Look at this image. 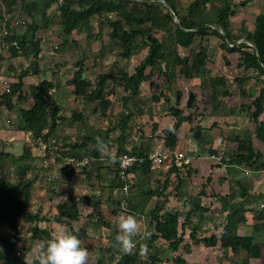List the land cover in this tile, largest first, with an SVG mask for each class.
I'll use <instances>...</instances> for the list:
<instances>
[{
  "label": "trees",
  "instance_id": "16d2710c",
  "mask_svg": "<svg viewBox=\"0 0 264 264\" xmlns=\"http://www.w3.org/2000/svg\"><path fill=\"white\" fill-rule=\"evenodd\" d=\"M235 1L194 0L190 3L184 15L180 13L177 0H65L61 6L59 24L61 27L60 37L63 39L62 47L67 45L74 31L87 29L89 32L95 22L103 26V19H106L108 14H112L117 19L108 20L107 22L111 29L110 45L108 43L110 49L113 50L115 46L120 48L119 56L128 60L142 53L144 49L148 50L132 74L125 71L118 72L119 78L125 84V91L128 96L122 98L123 110L119 113L122 133L113 160V171L117 180L113 190L118 189L122 193L121 191L125 185V182L120 181L117 177L120 156L127 154L137 156L143 160L128 170V176H151L155 171V166H159L150 159L151 150L144 149L142 145H136L129 150L126 134L128 125L134 117V114L127 109L128 103L138 96L141 86L145 82L152 80L155 72L161 74L170 85L175 83L179 76H183L199 79L203 88L206 80L204 61L210 59L208 43L210 37L214 36L222 41L224 51L240 54L238 66L241 69L247 72L255 71L259 76H264V12L256 17L252 29L243 27L239 34H233L232 19L236 16L238 7H244L247 3V0H242L240 3ZM75 7H78V9ZM208 12L214 13L215 17L209 21H204V16ZM176 20L179 21L180 27L177 26ZM0 21H2L1 16ZM10 24V22L5 23L7 34H4V30H1L0 36L2 42L9 47L12 57L32 58L37 64L42 49L41 40L36 37L37 27L32 26L30 28L29 31L32 36L29 37V31L24 35H20L11 29ZM157 32H161L165 38L160 39L156 34ZM220 32H223L224 36ZM91 36L92 34L89 32V37L91 38ZM198 39H200V47L198 50H193L192 47ZM242 40L246 42H241ZM180 49L190 50L189 55L182 56L179 53ZM83 66V61L78 62L77 70L68 81V84L74 87V95L81 97L87 103L95 104L103 114L112 111L115 103L109 99L113 94V89H109V87L116 78V73L112 70L110 73L101 74L95 82H92L86 76ZM29 74L30 70L27 68L18 77L17 82L11 84L10 92L4 91L1 94L0 106H6L9 112L17 114V132L30 133L34 141L48 144V148L57 146V153L63 160L69 162L63 169L69 180H72L75 172L78 171L73 169L75 164L85 158L92 161L94 170H88V167H85L79 169V171L81 170L89 179H92L94 172L98 173L103 167L101 162L103 146L109 145V133L107 132L103 137L88 135L80 143L77 142L60 148L55 139L61 125L60 122H69V120L60 116L61 108L53 95V90L56 91V88L60 87L61 81L56 77L51 80L44 79L39 84L30 85L26 89L24 78ZM248 79L245 77L236 79L240 96L251 101L249 104L243 105L241 113H245L254 123L255 138L264 145V122L261 120V117H264V87H261L258 95L254 96L252 94L254 90L247 89ZM210 90L213 99V111L215 109L217 111L223 105L221 99L231 97L227 80L223 77L213 78ZM161 96L164 97L166 102L170 103L169 114L178 121L173 128H166L162 132L164 148L168 152L171 151L170 156L173 162L169 167L163 186L155 190L146 187L139 189L137 194L142 197H166L165 193L171 186V176L173 174L177 179L176 195H180L186 177H190L192 173L197 174L200 170L193 163L192 154L180 159L179 120L183 118L188 123L193 121V115H185L184 109L181 108L182 94L176 92L173 95L172 98L175 103H171L172 99L164 96V94H161ZM28 100H31L32 104L29 108H26L22 103ZM155 100L159 101V98H155ZM196 106L197 100L194 101L192 109ZM226 113L228 117L238 115L235 110ZM83 119L82 114L74 112L70 125L76 121H83ZM195 130V132L201 133L202 126H198ZM157 131V126H154L153 132L156 133ZM227 139L235 146L234 149H226L222 156L220 155L219 166H225L232 172L238 171L239 168H247L254 174L264 173V154L257 150L252 139L240 138L236 135L224 138L223 141H227ZM52 140L56 142L51 143ZM48 148L47 151H49ZM31 150V148H26L22 155H14L9 152L0 153V264H27L25 255L18 251L20 245L23 244L19 225L20 220L34 225L30 241L44 242L43 251L46 255V264H81L80 260L84 256L83 241L86 233L83 228H76L73 225L79 224L82 217V212L78 203L75 202L76 200L69 197L65 202L59 204L56 208L57 213L53 218L41 217L38 213L25 211L24 202L31 199L33 187L38 182V177L28 175V170L32 168V162L34 161ZM186 159L190 160L189 164L185 163ZM10 164L18 169L19 179L15 184L7 180L5 169ZM129 180L131 181V179ZM204 180L206 182L202 183L198 192L201 197L208 199L213 196L215 199L234 200L236 194L239 193L242 204L245 203V199L249 198L253 199L250 200L252 203H262V205L264 203V193L253 196L249 187L241 183L240 180H236V185L239 186L240 191L236 192L234 187H230L231 192L226 196L212 189V175H209L206 179L204 178ZM208 189H211V195L207 194ZM129 194L131 195V191ZM193 198L192 196L188 198L191 201V206H193V209L188 212L156 206L152 211L150 223L155 232H153L150 240L148 242H137L135 247L121 252L115 264H139L144 252H148L147 254H149L153 263L160 264L163 262L162 252L154 248V243L157 240L167 243L171 253H174L175 264H190L183 254L179 253L183 243L184 247L190 245L186 243L185 232L187 229L193 228L196 213L210 211L208 207L195 203ZM91 199L90 196L80 197V201L86 206L90 204ZM242 204L237 205L235 211L228 213L225 220L226 224H222L224 229L220 235L199 236V232L202 230V226L199 225L192 229L189 239L193 242H202L207 248L217 247L220 244L224 250L222 256L225 259L227 258L228 261L232 262L229 252L233 256L240 257L236 261L233 260L235 263L230 264H250L252 259H261L263 256L262 248L255 244L252 237L239 234L240 226L246 223L245 215L242 214V211H244L241 208ZM128 207L133 213L138 211V206L130 201ZM261 214L264 215V207H262ZM44 222L67 226L71 232L70 239L63 243L62 238H57L51 229L41 226V223ZM97 223L113 231L111 239L116 245L133 242L131 235L125 238L120 237L119 231L105 222L103 216H100ZM262 225L264 228V221ZM30 249V246L24 247L26 252ZM63 253H65L64 260L62 259ZM35 264H39V258H36ZM97 264H105V255H101L97 260Z\"/></svg>",
  "mask_w": 264,
  "mask_h": 264
},
{
  "label": "rangeland",
  "instance_id": "374dc122",
  "mask_svg": "<svg viewBox=\"0 0 264 264\" xmlns=\"http://www.w3.org/2000/svg\"><path fill=\"white\" fill-rule=\"evenodd\" d=\"M194 0H177L178 8L182 15L186 14L187 8L190 3ZM235 2L240 3L242 0H236ZM212 10V9H211ZM264 12V0H247L246 6H239L237 14L233 17V34H239V31L245 27L252 29L256 17ZM214 14V13H213ZM212 12L206 13L204 16V21H209L215 17ZM160 39H164L165 36L161 32L156 33ZM59 36V35H57ZM62 39V38H61ZM209 44V56L210 59L205 60V82L202 88L201 81L196 78H186L179 76L175 83L170 85L164 77L155 72L151 81L145 82L139 91L138 96L134 97L128 103V110L134 114L133 120L130 121L128 128L126 130L127 138V148L129 150L136 145H142L144 149L151 150V155L157 152H163L165 158L159 166L156 168V177L140 175L136 177V183H131L132 186L129 189L131 195H123L120 191L113 190L114 184L117 182L115 178V173L113 171V160L117 152L119 137L122 133L120 128L121 119L120 112L123 110L122 98L128 96L125 91V84L122 82L121 78L118 76L119 71H125L128 74H132L135 67L140 63L147 53V49H144L142 53L134 56L130 60L124 59L119 56L120 48L114 47L113 52L108 51V58L103 60H94L88 64V68L92 70L89 74V69L84 65V71L88 79L95 82L101 74L110 73L112 70L116 73V78L111 82L109 89H113V94L109 99L115 103V107L112 111H107L102 113L101 110L97 109V106L92 103L85 102L81 97H76L74 95V87L68 84L70 77L65 74H60L59 78L61 85L56 88L53 93L54 98L58 101L61 111L60 116L69 120V122H60V127L55 137L57 145L61 147H66L67 145H72L74 143H80L85 136L93 135L103 137L109 133V145L103 146V158L100 171L98 173L94 172L93 178L89 179L82 171L77 169L72 180L68 179V176L63 171L64 166L67 162L57 153L56 147H49V151L43 148V144L34 141L30 133L17 132L16 131V121L17 114L14 112H9L6 106H0V153L9 152L14 155H22L26 148H31L34 161L32 162V168L28 170V175L31 177H38V182L33 187L32 197L29 201L24 202L25 211H30L33 213H38L41 217L53 218L57 213V206L71 197L76 200L78 206L82 212L81 221L79 224H73L76 228H83L86 237L83 241V252L84 256L80 260L81 264H97V260L101 255H105V264H115L120 257L121 252L128 250L129 248L135 247L137 242H148L153 234L154 228L151 226L152 211L156 206H161L164 209L179 210L181 212H188L193 209V206L187 205L185 200H188L190 196L197 198L198 192L202 183L206 182L209 175H212V189L217 193H222V195H228L231 190L230 187H234L236 192L240 191L239 186L236 185V180H240L246 186L251 188L250 192L253 196H258L264 193V173H251L247 168H239L238 171H229L225 166H219L220 155L224 151L234 149V144H232L228 139L223 141V139L238 135L240 138L252 139L256 145L257 150H260L264 154V145L255 138L254 133V123L248 118L245 113H241V108L243 105L249 104L251 102L249 99L242 98L239 94L236 79L240 77L249 78L247 83V89H253L252 94L254 96L258 95L260 88L264 87V76H259L255 71H245L241 69L239 65L240 54L239 53H228L222 48V41L214 36L210 37ZM51 41V40H50ZM242 42V41H241ZM109 43V42H108ZM54 44V43H53ZM51 44L53 50L56 47ZM204 44H206L204 42ZM5 46V44L3 43ZM110 45V43H109ZM200 47V39L193 45V50H198ZM3 49V50H2ZM0 49V71L7 77L0 78V96L4 93L7 86L17 82L18 77L22 72L19 73H9V62H6L7 56L10 54L3 47ZM110 49V46L108 47ZM112 51V50H111ZM179 53L182 56H187L190 50L180 49ZM170 56V54H169ZM49 67L46 69V74L51 75V71L55 72L57 70V63L55 61L50 62L48 59ZM79 61L76 59L74 61H68L66 65L69 66L70 70H77V63ZM95 63V64H94ZM29 66L34 70L35 62L32 64L29 62ZM50 64L53 66L50 67ZM64 64L61 62L60 65ZM3 68L6 70L3 71ZM30 71V74L32 72ZM90 70V71H91ZM63 72V71H62ZM149 72V71H148ZM52 77V75H51ZM50 77V78H51ZM72 77V76H71ZM223 77L227 80V86L231 92V97H223L222 107L218 108L217 111H213V99L211 94V80L213 78ZM30 80L38 81L39 76L35 72L32 73V79ZM31 85V84H30ZM30 85H26V89ZM176 92L182 94L181 108L184 109V114L193 115L192 123L186 122L183 118L179 120L181 138L186 139L184 142L192 143L199 146V140H202L203 132L200 133L196 139L194 134L196 128L201 126V122L204 121L206 126L209 128L207 130L212 131L213 140L211 143V148L216 151L215 156H210L208 152L204 155V163L207 168H202L199 173H192L190 177H186L183 190L180 191L182 195V200L180 195H176L175 186L177 184V179L175 175L171 176V186L166 191V197L159 198L157 196L145 197L139 200L132 201L129 199L130 196L134 195V192L143 188H152L155 190L158 187H162L167 176V170L172 164V157L170 156L171 151H166L164 148V142L162 140V132L166 128H173V126L178 122L173 116L169 114L170 103L164 100V96L171 98V103H175L172 98ZM193 93L195 100H197V106L194 109H188L186 104L189 95ZM160 96V97H159ZM155 98H159L156 101ZM32 104L31 100L22 103L26 108H29ZM230 110H235L238 115L228 117L226 112ZM82 114L83 121H76L70 125L73 113ZM264 122V117H261ZM9 121V122H8ZM216 121V122H215ZM204 124V123H203ZM215 124V125H214ZM157 126L158 131L153 132V127ZM202 134V136H201ZM205 135L203 136V139ZM202 144V142H201ZM165 150V151H164ZM211 151V150H210ZM88 167V170H92L94 167L92 161ZM94 170V169H93ZM7 173V180L10 183L18 182V169L14 165H9L5 169ZM211 171V172H210ZM161 173V175H159ZM161 176V178H159ZM203 183V184H204ZM130 184V185H131ZM138 188V189H137ZM187 190V191H186ZM211 195V191H209ZM190 194V195H189ZM130 195V196H129ZM81 196H90L91 202L89 205H84L80 201ZM137 196V195H136ZM140 196V195H138ZM142 197V196H140ZM125 199V200H124ZM199 200V198H197ZM203 202L199 200L201 206H205L210 211L204 212L199 211L194 215V225L193 228L202 226L200 223L202 218H207L204 227L199 232V236H212L220 235L226 224V217L228 213L235 211L237 205H241L242 201L240 199L239 193L236 194L234 200H223L215 199L213 196L210 198H203ZM241 208L244 209L242 214L245 215L246 223L239 233L241 235L247 236L256 230V244L263 250V256L258 259L255 264H264V228L262 227L264 221V215H262V203L255 204L251 201L253 199H245ZM251 200V201H250ZM132 202L138 206V211L133 213L128 207V203ZM202 202V204L200 203ZM180 203V204H179ZM197 203V202H195ZM255 205V208L254 206ZM251 207V208H249ZM253 207V208H252ZM242 209V210H243ZM103 216L105 222H107L113 229H117L120 233V237H126L128 235L132 236L133 242L122 243L116 245L111 239V234L113 231L108 230L99 225L97 220ZM196 218V221H195ZM209 220V221H208ZM247 220L249 223L247 225ZM211 221V222H210ZM224 224V225H222ZM254 224V225H253ZM21 227V236L23 238V244L20 245L18 251L26 257L27 264H35L36 258H39V264H46V255L43 251L44 242L42 241H30L32 236L31 231L34 227L33 224L19 221ZM42 227L51 229L57 238H62L63 243L67 239H70L71 232L69 228L65 225H59L57 223H41ZM216 229H214V227ZM245 226V227H244ZM192 228V229H193ZM253 228V229H252ZM192 229H187L185 232V238L191 243L193 242L189 239L190 232ZM263 236H262V235ZM261 243V244H259ZM189 244V243H188ZM198 246L203 248V253L197 260L205 261L209 264H230L235 263L233 260H238L239 256H233L230 252L229 255L232 259L224 258V250L220 246L211 247V249H204V244L202 242L196 243ZM30 246V250L26 252L24 247ZM184 243L180 248L181 254L184 258L188 256L191 247H184ZM196 246V247H198ZM154 248L157 251L162 252L161 258L163 262L160 264H175L174 253L168 248L166 242L162 240H157L154 243ZM148 252L142 254V258L139 264H155L149 257ZM188 253V254H187ZM178 256V255H176ZM197 256V257H198ZM224 258V261H223ZM62 259H65V253L62 254ZM186 259V258H185ZM196 260V259H194ZM198 262V261H197ZM190 263V262H189ZM191 264V263H190Z\"/></svg>",
  "mask_w": 264,
  "mask_h": 264
},
{
  "label": "crops",
  "instance_id": "0c3cea01",
  "mask_svg": "<svg viewBox=\"0 0 264 264\" xmlns=\"http://www.w3.org/2000/svg\"><path fill=\"white\" fill-rule=\"evenodd\" d=\"M76 1H81V0H76ZM58 8L59 7L57 4V0H0V16L2 17V21H0V31L5 30V23L6 22H10L11 23L10 25L12 27L11 29L15 30V32H17L20 35L26 34L32 26H36L37 27L36 37L41 40V48L42 49H41V52L39 54L37 64H35L34 70H32L31 67L29 66L30 65L29 62L31 64L33 62H35V60L32 58H26V57H22V56L14 58V57H12V55L10 53L7 56V58L5 59L6 62H9L8 64L10 67L7 71L9 73L11 72V74L23 72L27 68H29L30 71L32 70L31 74H29L28 76H26L24 78L25 85H30V84L31 85H37L44 79L51 80L53 77L59 78L60 74H65L66 76L71 78V76L75 72V69L70 70L69 66H64L63 68H61V67L63 65H66L68 61L71 62V61H74L76 59L79 62L83 61L84 65H87L86 68L89 69L88 70L89 74H91L92 70L90 68H88V64H90V62H94V61H92V59L96 60V58H97V60H99V62H100V60H103V59H106L109 57L108 51L109 52L114 51V50L111 51V49H108V47H109L108 42L110 39L111 29L109 28V25L107 24L108 20H116L117 19L114 15L108 14L106 19L105 18L103 19V22H104L103 26L99 25L98 22H95L93 24L91 30L89 31L92 34L91 38L89 37V32L87 29H83L82 31H74L72 36L69 38L67 45L65 47H62L63 39H61V37H60L61 27L59 24L60 18L58 16ZM75 8L78 9V7H75ZM101 27H102V29L100 30ZM99 31L101 34L99 33ZM29 33L30 34H28V36L29 37L32 36V33L30 31H29ZM57 35H59V36H57ZM101 37H102V40H101ZM2 41H3L2 37L0 36V49L5 47L4 51L5 50L7 51V49L9 47L6 45L4 46ZM51 44H53V46L56 45V47L54 48L55 50L52 49ZM104 47H105V49H104ZM8 51L10 52V50H8ZM49 58H50V62H52V65H53V61H55L54 64L57 63V65L60 66V67L57 66V68L60 70L59 72L57 70H55V72L51 71L52 77H51V75L48 76L46 74V69L49 67V65H47V63H49L48 62ZM61 62H63L64 64L60 65ZM52 65L50 64L51 68L54 66V65L53 66ZM3 71L5 72L6 70L3 68ZM33 72L38 74L39 80L33 81V82H32V80H30L31 82H29L28 79H32V73ZM3 76L7 77L6 75H4L0 71V78H4ZM1 80L2 79H0V81ZM200 124L202 126L203 136L205 135V138L203 139V136L201 134L202 140L198 141L200 145L197 146V145H195V143L192 144V143L184 142V141H186V139H182L180 137L181 133H179V140H180V146H179L180 149L179 150L181 151V156L183 158H185L186 155L188 156V155L192 154L191 159L194 161L193 163H195V165H197L199 167V169L202 168V170H203L204 168H207L205 163H204V159H207V158H205L204 155H202V154H206V152H208L210 154V156L211 155L215 156V154L210 151V150H213L211 148V143H212V140L214 138L213 137L214 134L212 133V131L207 130L209 127L206 126L204 121H202ZM201 142H202V144H201ZM154 170L155 171L153 172L151 177H156L155 174L158 171L156 172V168ZM167 173H168V170H167ZM159 175H161V173ZM173 175H175V174H173ZM136 177H137L136 175H131L130 179L132 182L131 181L130 182L136 183V182H134L137 179ZM159 178H161V176ZM135 185L137 186V183ZM131 186H132V184H131ZM249 190H251V188H249ZM209 191H211V189H208V191H207L208 195H210ZM137 192H139V190ZM180 196L181 197L179 200H182V195L180 194ZM139 198L142 199L145 197L138 196L136 191H135V194L133 196L129 197V199H131L132 201L139 200ZM197 198H199V200H201L202 202L204 201L203 200L204 197L197 196ZM197 198H193V201L197 202V204H198L199 200ZM184 200H185L187 205H191L190 204L191 201L189 199L188 200L184 199ZM202 202H200V203L202 204ZM253 206L255 208V205H253ZM249 208H251V207H249ZM207 218L208 217H206V218L200 217L199 218V219H201L200 223H202L203 227L205 225L203 223H206ZM195 221H196V218H195ZM251 223H253V222H251ZM251 223H249V220H247V225L251 224ZM216 227L217 226H215L214 229H216ZM242 228H243V225L240 226L239 231H241ZM256 234H258V233H257L256 229H254L252 234L247 235V236H250L254 239L255 244L257 241V240L255 241ZM202 237H205V236H202ZM186 243H189L191 245L190 249L188 250V251H190V253L189 254L187 253L188 256L191 258V260L189 258L185 257L188 262H190L191 264H209L207 262V260H205V261L197 260V258L201 257L198 255H201L203 253V248H201V246H198V244H196L198 242H196L194 244V243H191L189 241H186ZM259 244H261V243H259ZM256 245H258V244H256ZM196 246H198V247H196ZM203 246H204V249H207V250L211 249V248H207L205 245H203ZM194 259H196V260H194ZM255 260L257 261L258 259L250 260V264H255L256 263Z\"/></svg>",
  "mask_w": 264,
  "mask_h": 264
},
{
  "label": "built area",
  "instance_id": "2783aa9c",
  "mask_svg": "<svg viewBox=\"0 0 264 264\" xmlns=\"http://www.w3.org/2000/svg\"><path fill=\"white\" fill-rule=\"evenodd\" d=\"M65 0H57V4H58V16L61 15V6L64 4ZM4 34H7L6 29L4 30ZM17 45V44H15ZM5 92L9 93L10 92V86H7L5 89ZM53 92H55V90H53ZM9 122V121H8ZM55 140H52L51 143H55ZM43 148L46 150L48 148V144H43ZM165 158V154L163 152H157L154 155L150 156V159L153 161V163H156L158 165H160L163 161V159ZM183 158L182 156H180V159ZM143 160L138 158L137 156H131V155H123L119 157V168H118V172H117V177L120 181L125 182V185L122 189V193L123 195H128L129 193V189H130V176H128V170L133 168L135 165H137L138 163H141ZM190 160L186 159L185 163L189 164ZM69 162H67L68 164ZM91 163V160L88 158H85L81 161H78L75 166L73 167V169H82L85 168L87 166H89ZM125 200V199H124ZM262 207H264V203L262 205Z\"/></svg>",
  "mask_w": 264,
  "mask_h": 264
},
{
  "label": "water",
  "instance_id": "95a60500",
  "mask_svg": "<svg viewBox=\"0 0 264 264\" xmlns=\"http://www.w3.org/2000/svg\"><path fill=\"white\" fill-rule=\"evenodd\" d=\"M134 1H137V0H134ZM176 24H177V26L180 27V23H179L178 20H176ZM220 33H221L222 36H224L223 32H220ZM242 42H246V41H245V40H242ZM248 44H249L250 46H253L251 43H248ZM230 48H232V46H230ZM194 101H195V96H194L193 93H191V94L189 95V98H188V101H187V104H186V106H187L188 109H192V108H193ZM199 135H200V134H199L198 132L195 133V134H194V138H197ZM211 152L214 153V154L216 153L215 150H211Z\"/></svg>",
  "mask_w": 264,
  "mask_h": 264
}]
</instances>
